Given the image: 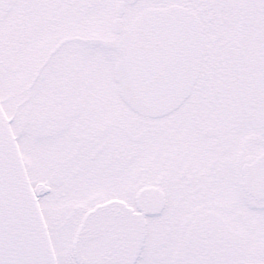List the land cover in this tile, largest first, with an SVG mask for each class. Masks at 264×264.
I'll return each mask as SVG.
<instances>
[{"label":"snow or ice","instance_id":"obj_1","mask_svg":"<svg viewBox=\"0 0 264 264\" xmlns=\"http://www.w3.org/2000/svg\"><path fill=\"white\" fill-rule=\"evenodd\" d=\"M0 264H264V0H0Z\"/></svg>","mask_w":264,"mask_h":264}]
</instances>
